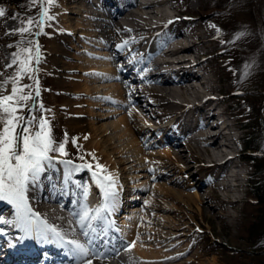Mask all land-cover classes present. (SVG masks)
Returning a JSON list of instances; mask_svg holds the SVG:
<instances>
[{
    "label": "bare ground",
    "instance_id": "bare-ground-1",
    "mask_svg": "<svg viewBox=\"0 0 264 264\" xmlns=\"http://www.w3.org/2000/svg\"><path fill=\"white\" fill-rule=\"evenodd\" d=\"M82 1L55 0L52 7L55 25L64 28L70 39L76 38L74 41L80 44V48H76L78 52L89 53L81 46L94 47V51L89 53L94 56L93 59L86 56L84 61L73 63L78 69L87 68L82 70L84 73L64 72L61 87L73 88L88 96L95 93L115 106L116 110L111 113L115 114L121 112L119 108L129 103L135 106L141 101L136 89L129 85L125 77V74L130 76L132 73V80H138L143 89L162 98L168 110L156 114L155 119L166 117L167 122L156 129L149 127L144 116L137 114L130 105L125 115L106 127V123L95 127L89 123L85 149L88 163L93 167L72 171L70 177H66V171L74 165L61 163L65 159L59 155L61 160L54 161L39 183L30 186L28 192L33 211L40 213L41 219L49 225L55 226L64 240L51 233L48 239L35 233L26 234L15 226L14 206L0 201V264H51L52 261L57 264H80V260L71 253L72 246L65 241L77 239L87 243L77 219L85 210L89 216L99 217L92 221L95 228L93 237L98 239L105 236L103 231L116 230L130 241L139 255V258H129L114 251L100 253L94 248L96 255L92 257V264H131L132 261L135 264H170L168 261L176 258L169 251L168 242L180 234L176 229L181 228L183 221L179 219L178 212L170 217L158 213L168 210L161 195L168 196L170 193L177 201L185 197L195 204L201 217L215 215L223 218L227 215L224 210L215 214L213 209L222 207L224 200L230 203L239 200L231 196L240 191L245 169L237 146L240 136L235 133L243 132L248 122L239 123L231 107H222L228 96H214L222 88L217 87L209 75L212 68L207 58L213 48L208 45L209 42H217L215 47H218L226 40L219 43V30L209 29L203 17H197V11L187 9L186 16H180V8L177 12L173 10L179 0H100L98 12L81 6ZM89 3L95 6L92 1ZM201 28L206 29L199 30ZM187 31L190 33L187 34ZM100 33H106L105 37L101 38ZM108 52L113 60L106 55ZM116 80L121 84L111 82ZM126 97H130L131 101ZM101 108L114 109L106 105ZM229 118L231 121H228ZM193 132L197 133L191 135ZM155 133L170 143L184 137L189 153L198 158L207 170L206 178L196 182L193 179L188 186L194 184L195 188H200L207 183L212 190L211 201L215 207L211 202L205 203L196 194L197 190L185 195L179 189L155 192L158 188H151L149 193L160 195L159 198L147 197L142 204H135L141 198L135 187L141 190L142 185L134 181L145 175L142 172L157 173L156 164L163 157V154L145 150L154 142ZM163 152L166 155L168 150ZM183 156L179 152L174 158L183 160ZM97 163L106 167L102 174L111 175L115 181L114 199H106L95 183L92 172L101 171L95 167ZM184 176L187 178V175ZM217 179L220 181L217 182ZM171 182L180 185L183 180ZM217 188L223 189L224 193L219 195ZM97 209H100L99 213ZM115 234L118 236V233ZM60 258L65 261L59 262Z\"/></svg>",
    "mask_w": 264,
    "mask_h": 264
},
{
    "label": "rangeland",
    "instance_id": "rangeland-1",
    "mask_svg": "<svg viewBox=\"0 0 264 264\" xmlns=\"http://www.w3.org/2000/svg\"><path fill=\"white\" fill-rule=\"evenodd\" d=\"M54 1L49 4L47 0H44L42 5L38 2L34 7L29 5L27 11L19 10V17V14L10 15L8 8H14L13 4L7 0H0V8L5 10V15L0 17V80L15 74L16 66L6 68V65L11 63L13 53L18 52L21 48L29 47L28 41H32V55L34 56L36 45L39 46L40 63L36 64L33 60L31 66L34 69H38V71L33 73L38 79L40 87V97L37 104L42 103L44 105V112L36 111L34 114L37 116L43 114L47 118L53 139L56 142L64 141L65 136H67L66 151L68 155L64 156V159L71 160L73 162L72 165H81L88 163L85 149V133L88 131L89 123L93 127L106 123V127L118 117L125 115L132 106L137 114L144 116L149 127L156 129L164 125L167 122V118L162 117L157 120L155 115L165 113L168 109L165 107L162 98L154 95L152 91L143 89L139 85L138 80H132V73L130 76L125 74V77L129 85L136 89L137 96L141 101L135 106L129 103V105L119 108L121 109L120 113L111 114L116 110L115 106L108 101L102 100L95 93H91L89 94L91 96H88L84 92L78 93L74 91L73 88H62V74L64 72L77 75L84 73L82 70L87 68L78 69V66L73 63L86 59V56L93 59L94 56L89 53L94 51V47L92 45H89L90 48L81 46V49L89 51V53L78 52L76 48H80V44L74 41L76 38L73 40L67 37L66 30L55 25L54 18L44 21L43 32L40 35L35 34L40 30L38 26L33 28L32 33L20 34L11 31L22 26V22L26 21L28 17L38 18L42 7L47 8L49 15L53 17L52 7ZM89 1L94 2L95 6ZM234 1L221 2L227 5L225 4L223 7L218 8L220 9L218 12H204L202 8L207 7L203 3L204 0H179L173 10L177 12V9L180 8V16H186L187 9L197 11V17L202 16L205 20L204 24L209 29L219 30L221 39L218 42L221 43L222 40H226V43L218 47H215L217 42L208 43V45L213 47L207 56L210 60L209 67L212 68L209 75L215 85L222 88L214 96H228L222 107H231L232 111H234L235 119L239 123L248 122L243 132L235 133L236 136H240L237 146L242 148L245 146L246 138L256 133L253 124L262 120L264 122V52L262 49L264 47V0H238L235 1L236 3ZM100 3V0H84L80 5L98 12L97 7H100ZM213 3L212 0L209 1V4ZM243 8L251 9V11L242 10ZM23 12L24 14H22ZM13 17L16 18L14 19ZM202 29L206 28L199 30ZM186 33L189 34L190 32L187 31ZM104 34L106 33H100V37L104 38ZM73 43L75 46L71 47L70 45H73ZM121 52L123 53V51ZM106 55L113 60L110 52L106 53ZM117 63L120 64V62ZM235 73L238 74L236 77L237 83L234 82ZM111 82L121 84L119 80ZM21 83L33 84L34 91L33 80L25 77ZM105 84L108 85L109 83ZM235 87H237V91L231 92ZM102 97L104 98V96ZM126 98L131 101L130 97ZM244 100L248 101L243 103ZM28 103L31 105L32 102L29 101ZM103 105L113 106L114 109H102ZM107 113H110V115L106 116ZM229 119L228 121H231ZM195 133L197 132H193L191 135H195ZM157 134L153 135L154 142L146 147L145 150L163 154V157L159 160V163L156 164L154 162L158 168L155 171L157 173L142 172L145 175L136 178L134 181L136 184L142 185L141 190L135 187V190L141 196L135 204H142L143 199L147 197L159 198L160 195L153 196L149 193L151 188H158L155 192H165L164 189H179L182 193L188 195L198 191L196 194L205 203L208 201L214 206L213 201H211L213 199L211 196L212 190L207 183L202 184L200 188H195L194 184L188 186V183L192 182L193 179L196 182L206 178L207 170L199 163L198 158H194L189 153L184 137L177 142L170 143L159 138ZM73 140L76 143H73ZM163 150H168V153L165 155ZM238 151L242 154L241 161L244 163L243 169H245L243 172V184L240 191L235 192L236 194L234 193L231 197H237L239 200L234 203L224 200L222 207L214 206L215 208L213 209L216 212L215 214H219L224 210L227 214L225 217L219 218L215 215L201 217L195 204L192 201H187L185 197L179 198V201H177L170 193L168 196L161 195L163 204L167 206L168 210L158 211V213L165 217H170L175 212H178L180 215L179 219L183 221L181 228L176 229L180 234L168 242L171 247L169 251L176 258L168 261V263L227 264L224 258H221L222 254L219 253L220 245H225L228 248H245L244 242L240 239V230L249 214V185L250 181L263 178V175L256 173L251 160L246 156V150L239 149ZM179 152L184 154L183 160L174 158V155ZM169 154L171 157H169ZM51 155L57 156L59 154L52 153ZM147 158L149 159L150 157L147 156ZM156 165L154 166L156 167ZM188 167L190 168L187 169ZM137 172H140V170ZM128 175L132 174L129 173ZM184 175H187V178ZM152 176L153 178H150ZM173 180H183V183L180 182V185H174L171 182ZM219 181L217 179V182ZM81 186H83V182ZM195 190L197 191L194 192ZM216 191L219 195L224 193V190L220 188H217Z\"/></svg>",
    "mask_w": 264,
    "mask_h": 264
},
{
    "label": "snow or ice",
    "instance_id": "snow-or-ice-1",
    "mask_svg": "<svg viewBox=\"0 0 264 264\" xmlns=\"http://www.w3.org/2000/svg\"><path fill=\"white\" fill-rule=\"evenodd\" d=\"M43 4L44 0H31V5L37 3ZM49 4L53 0H47ZM5 15V10L0 8V17ZM14 19L16 17H13ZM53 19L49 15L47 8H41L36 17H28L22 22V26L11 30L20 34L32 33L34 27H39L35 34L40 35L43 32L45 20ZM29 47L21 48L13 53L11 63L6 68L16 66L13 76L0 80V201H6L15 208L16 220L15 226L22 229L26 234L32 233L48 239V234L64 240V236L57 231L53 225H49L41 219V214L33 211L29 203V188L39 183L47 168L53 166V162L59 159V155L67 156L66 151L67 136L64 141L56 142L53 139L50 123L47 118L41 114L35 115L36 111L44 112V105L37 104L40 97V87L38 79L33 75L38 69L31 65L33 60L36 64L40 63L39 46L36 45L35 55H32V41H28ZM27 77L34 82L33 84H22L23 78ZM27 90V91H26ZM31 101V105H29ZM73 143H76L73 140ZM52 153L59 155L53 156ZM94 155V154H93ZM83 159V157H81ZM65 165H72L71 160H61ZM90 163L74 165L66 171V177H70L72 171H82L91 169ZM100 172L93 171L92 176L95 183L101 189L104 197L107 199L113 197L115 181L111 175H103L106 170L104 165L99 163L95 166ZM107 207V205H105ZM100 209H97V213ZM99 217L89 216L87 210L79 216V225L82 229V235L90 237L89 229L95 231L92 221ZM71 245V253L80 260V264H92V257L96 255L92 247V240L89 238L87 243H81L77 239L65 241ZM131 247V244L129 245Z\"/></svg>",
    "mask_w": 264,
    "mask_h": 264
},
{
    "label": "trees",
    "instance_id": "trees-1",
    "mask_svg": "<svg viewBox=\"0 0 264 264\" xmlns=\"http://www.w3.org/2000/svg\"><path fill=\"white\" fill-rule=\"evenodd\" d=\"M7 1L15 6L14 8H8L10 15L19 14V10L25 12L29 9V5H31V0H7ZM209 1L210 0H204L203 2L207 6L202 8L204 12L220 11V9L218 8H221L226 4L221 2H226L227 0H212L214 2L213 4H209ZM235 1L234 3H236ZM242 10H247V9L243 8ZM248 10L251 11V9ZM24 12L22 14H24ZM262 49L264 52V47H262ZM237 76L238 74L235 73L234 75L235 83H237V79H236ZM232 91L236 92L237 87L233 88L231 92ZM245 101L248 100H244L243 103H245ZM260 120H262V118H260ZM253 127L257 135L255 133L254 135L246 138L245 141V148L247 151L246 156L248 159L251 160L256 173L262 174L263 178H257L256 180L250 181L249 190H248L249 214L240 230L241 231L240 239L244 242L245 248L243 249L228 248L225 245H220L219 247V253L222 254L221 258L222 259L224 258L227 264H264V130H263L264 122L263 120L259 121V123H254Z\"/></svg>",
    "mask_w": 264,
    "mask_h": 264
}]
</instances>
